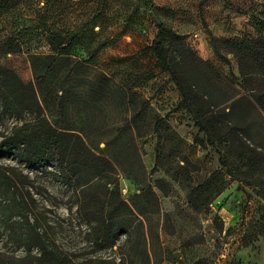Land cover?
I'll use <instances>...</instances> for the list:
<instances>
[{"label": "rangeland", "instance_id": "374dc122", "mask_svg": "<svg viewBox=\"0 0 264 264\" xmlns=\"http://www.w3.org/2000/svg\"><path fill=\"white\" fill-rule=\"evenodd\" d=\"M159 32L174 74L150 51ZM258 36L264 0H21L0 12L1 60L8 48L49 57L35 62L47 68L33 81L39 106L21 118L0 112V136L40 114L82 139L71 167L0 158L17 182L0 202V264L39 263L15 242L34 215L74 264H264V200L222 166L245 156L238 138L264 153V113L237 103L227 125L238 131L230 142L218 131L217 150L183 97L228 113L243 92L222 41ZM59 39L69 50L58 57Z\"/></svg>", "mask_w": 264, "mask_h": 264}, {"label": "trees", "instance_id": "16d2710c", "mask_svg": "<svg viewBox=\"0 0 264 264\" xmlns=\"http://www.w3.org/2000/svg\"><path fill=\"white\" fill-rule=\"evenodd\" d=\"M21 0H0V12L6 11L14 2ZM173 35V34H171ZM164 35L159 32L150 48L158 64L163 70L174 74L171 70V62L168 55V49L163 47ZM215 42V39L213 40ZM212 43L213 52L221 59H224L223 53ZM58 46H53V51L57 56L68 54V48L60 49L64 44L61 39L57 42ZM224 45L223 52L233 54L238 60L239 75L241 78L240 88L243 95L234 94L228 98L225 103H229V112H218L217 107L210 105L207 110L202 111L194 107V100L183 93L184 100L191 102L185 104L190 108L191 115L195 121V126L199 132L206 136V142L209 146L217 149L215 142L218 138V131L228 128V117L234 106L247 100L251 105H256L264 113V38L258 36L255 39L238 41H222ZM0 59V109L1 114L9 118H21L23 113L34 111L38 107L37 92L34 88V79L39 86L40 81L45 79L47 68L40 71L35 66V62H43L49 57H31V60L22 58L15 50L8 48L1 52ZM9 56V57H8ZM2 63V64H1ZM238 96V97H237ZM38 105V106H37ZM253 109V108H252ZM224 135V139L230 142V134L238 129L230 127ZM71 129L57 128L48 120L41 118L40 114L26 123L23 128H18L16 132L1 134L0 158L12 156L23 162L26 166H40L48 162L65 164L68 167L74 166L76 145H81L82 139L79 135L71 133ZM246 151L245 156L240 154L234 158L235 165L230 169V160L224 159L222 166L226 174L233 177L238 183L244 186L253 187L259 198L264 200V153L250 147L238 138ZM218 142V141H217ZM218 150V149H217ZM78 169V168H77ZM73 172L72 177L76 174ZM74 170V169H71ZM9 168L0 166V202L6 200L8 195L15 197L17 182L13 178ZM69 177V178H72ZM69 184L71 180L65 179ZM249 196V193L248 195ZM8 204V210L19 206L16 201ZM23 210L29 211L28 204H24ZM0 203V209H1ZM0 212H3L0 210ZM30 213V212H29ZM31 215V213H30ZM29 216L21 218L18 223L23 232L15 237V242L21 245L29 254L36 250L35 256L38 264H74L71 259L64 256L55 244L50 225L42 222L34 215L31 222ZM219 231H222L219 228ZM247 243H244L246 245Z\"/></svg>", "mask_w": 264, "mask_h": 264}]
</instances>
